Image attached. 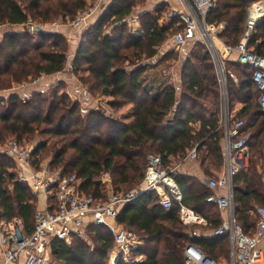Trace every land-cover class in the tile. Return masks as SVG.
<instances>
[{"label":"trees","instance_id":"1","mask_svg":"<svg viewBox=\"0 0 264 264\" xmlns=\"http://www.w3.org/2000/svg\"><path fill=\"white\" fill-rule=\"evenodd\" d=\"M90 1L0 0V25L6 27L0 34V146L10 139L21 144V140L33 142L30 156L35 165H41V157L51 156L50 169L74 174L84 194L104 199L103 174L110 176L114 193L138 191L147 155L159 156L162 166L170 167L174 159L181 160L195 144L220 131L221 88L208 48L195 41L181 66L177 92L171 74L166 73L168 67L161 65L178 59L182 50L172 45L160 57L158 53L181 29L179 21H165L158 11L144 12L137 17L138 32L132 34L126 18L136 0H113L80 35L71 63L72 72L81 76L88 94L103 97L106 108L84 110L67 94L61 80L44 93L21 97L11 92L43 76L62 73L67 66L68 46L62 35L45 29L36 32L31 26L72 18ZM255 3L264 4V0H213L205 21L218 25L216 36L234 47L247 31ZM247 49L264 55V15L254 22ZM226 64L222 72L227 106L244 104L237 118L244 121L243 130L249 133L248 167L232 181L234 219L246 232L257 222L250 212L264 201L260 192L250 188L256 177L253 153L259 156L264 147V113L258 106L252 69L237 62ZM9 91L8 96H1ZM14 162L0 154V206L7 220H19L28 233L34 226L36 197L17 181ZM173 178L180 199L171 197L169 208L161 205L154 192H145L119 209L116 223L135 233L141 242L131 256L144 259L126 263L120 257L115 264H187L184 249L189 244L213 259L227 252L226 237L194 233L197 228L214 231L221 223L218 207L205 200L211 191L191 177L175 174ZM122 186L128 190H120ZM180 205L199 213L207 225H183L178 217ZM86 234V238L73 237L69 244L55 241L51 245L54 261L107 264L113 244L109 231L102 225L88 224Z\"/></svg>","mask_w":264,"mask_h":264},{"label":"built area","instance_id":"2","mask_svg":"<svg viewBox=\"0 0 264 264\" xmlns=\"http://www.w3.org/2000/svg\"><path fill=\"white\" fill-rule=\"evenodd\" d=\"M105 1V0H99ZM149 1V0H147ZM185 6V11L169 9L163 19H177L181 29L172 36L178 48L188 42L199 40L208 48L217 67L219 81L224 82L220 60L216 54L213 39L218 25L205 21L207 10L213 0H177ZM93 8L83 11L75 18L72 25L78 26L91 15ZM264 15V7L256 6L250 10L247 31L236 46H225L226 51L238 53L241 63L252 69V81L258 90V106L264 113V55L247 49V39L254 22ZM34 26H31L33 28ZM43 29V25H38ZM242 119L229 120L227 116L220 119L218 128L225 140L224 162L225 173L220 177L208 180L211 191L206 202L216 205L225 211L220 225L213 235L225 236L229 242V260L220 262L207 256L195 244L184 249L187 264H264V250L258 247L264 239V204L254 208L257 222L254 232L247 234L234 219L232 181L249 164L248 134L243 131ZM199 144H195L179 163L163 167L157 155L149 154L145 161V172L142 186L138 191L111 193L104 199H94L84 194L78 187L74 174H61L47 166L35 165L30 156L31 146H25L14 139L0 146V154L12 157L16 162L17 181L34 196H42L45 208L37 209L34 214V226L26 232L19 220H7L0 206V264H57L51 254V245L55 241L69 243L73 237H85L88 224L102 225L111 234L113 249L109 253L107 264H115L120 257L126 263L142 262L143 256L132 257L131 253L141 244L139 237L116 223L119 209L133 200L138 194L154 192L164 208L171 206V197L180 199L174 183V175L179 164L186 158H196ZM10 190L11 186H7ZM224 189V193H220ZM179 221L185 226L207 225V220L193 209L179 206ZM58 264H68L60 261Z\"/></svg>","mask_w":264,"mask_h":264},{"label":"crops","instance_id":"3","mask_svg":"<svg viewBox=\"0 0 264 264\" xmlns=\"http://www.w3.org/2000/svg\"><path fill=\"white\" fill-rule=\"evenodd\" d=\"M91 2H92V0L90 1V5L88 7L93 8V10L95 11V14H96L97 11H99V10L102 11V8L105 9L106 7H108L111 4V2H113V0H105V1L94 0L93 4H91ZM149 2L152 3V6L165 4L168 10L169 9H175V10L185 11V9H186L184 4L182 2L177 1V0H149ZM256 6L264 7V4L255 3L251 7V9L253 7H256ZM95 14H92V15H95ZM88 18H90V15L88 16ZM86 20L88 21L89 19L86 18ZM130 20H131V22H134V18H131ZM128 23H129V21H128ZM20 27L21 26L15 27L14 29H20ZM5 28L6 27L4 25H0V34H2V32ZM138 30H139V26H137L135 33H137ZM80 35L81 34H79V37H80ZM0 37H1V35H0ZM70 40H71V38L69 37L68 41H70ZM195 41H199V40L190 41L185 46L180 48L182 50V52L180 54L181 59H184V56L188 53L190 46ZM78 43L79 42L77 41V45H76L75 50L74 51L71 50L72 51L71 56L67 62V66H66L67 69H65L62 73H58V74L50 75V76H44L37 83L36 86H27L25 88L17 89L18 91H16V94L23 97V96H27L30 93L35 92V91L40 92V93H44V92H46V89L49 88V85L51 83L61 80V81L65 82L67 85V87H66L67 94L73 100L78 101L84 110L95 109L99 106L102 108H106L104 98L103 97L92 98L88 94L86 87L81 83V79H80L81 76L73 73L71 70L72 58L75 55V51L77 49ZM170 44L173 45L174 47H176L172 41V38L170 40ZM213 44H214V47L216 50V54L220 60L221 67H223V63L224 64H226V63L230 64V62H237V63L243 64L238 59V53H236L235 51H230V52L226 51L225 50L226 45L217 36L213 39ZM185 47L187 49L183 50L182 48H185ZM183 62H182V64H183ZM182 64H181V66H182ZM229 64H226V65H229ZM181 66H180V68H178V70L173 71L171 69L170 73H169V74H171L172 84L175 87L177 92L180 91ZM228 72H229V76L231 78H233L235 81L236 78H235L233 72H231L230 70ZM223 78H224L223 84H221L219 81L220 88H221V109H220V113H219V122H220V119H222L224 116H227L229 118V120L239 119L237 117L242 114L243 107H244V104L239 103V102L234 104L230 108L227 106V104L224 105L222 103L223 97L225 98V96H226V93H225V77L223 76ZM218 80H219V76H218ZM12 91L14 92V90H11V92ZM11 92L9 91V92L3 93V94H1V96L6 97ZM218 125H219V123H218ZM196 126H197V124H196ZM244 133L248 134V136H249L248 132L244 131ZM224 149H225V140L223 137V133L221 130L220 131L215 130L207 138H205V140L202 143L199 144L196 158H186L183 162H181V164H179V167L176 171V175L182 174V175H185L187 177H191L192 179L198 181L199 183H202L205 187H207L209 179L214 178V177H220L221 175H223L225 173ZM254 154L255 153H253L252 157L254 159V165H253L254 167L253 168H254V171L256 172V177H255L254 186H250V188L257 191V192H260L264 198V147H263L262 153L259 156L257 154L254 156ZM179 161H180L179 159L178 160L174 159L171 166L179 163ZM207 189H208V187H207ZM220 193L223 194L224 189H220ZM179 196H180V193H179ZM35 197H36V210L37 209L42 210L43 208H45L44 198L42 196H35ZM263 204H264V201H263ZM257 205H260V204H256L255 207ZM219 212H220L221 220H222V218L226 216V212L222 211V210H220ZM250 214L255 217L254 211L250 212ZM253 232H254V227L251 229H248L245 233L251 234ZM194 233H195V235H198L201 237H213V236L215 237V235H213V231H209V230L202 231L201 228H199V229L197 228L194 231ZM86 237H87V234L85 233V238ZM217 237H223V236H217ZM227 243H228L227 244L228 257H226L225 253H227V252H225V253L216 255L217 257L215 260H218V261L223 262V263L228 262V260H229V242H228V239H227ZM258 247L264 250V239L259 242ZM112 249H113V244L110 247L108 254L110 253V251Z\"/></svg>","mask_w":264,"mask_h":264},{"label":"rangeland","instance_id":"4","mask_svg":"<svg viewBox=\"0 0 264 264\" xmlns=\"http://www.w3.org/2000/svg\"><path fill=\"white\" fill-rule=\"evenodd\" d=\"M94 0H92L91 4H93ZM142 1V2H141ZM89 3V2H88ZM156 6H152V3L147 1V0H136V3L134 4L133 6V11L129 14V16L126 18V20L129 21L128 23V28L127 30L130 32V33H135L136 31V28L137 26L140 25L137 17L139 14H143L144 12H149V11H158V14L160 17H164V14L168 12V9L167 7H163V8H160V9H157L155 8ZM89 8V7H86V9ZM84 9V10H86ZM83 10V11H84ZM103 10H105L104 8H102V11L99 10L96 12L95 14V11L92 12V14H95V15H90V18L87 17V19H89L88 21L85 20L83 23H81V25H78V26H73L72 23L73 21L75 20V18L77 17H80L81 14L83 13L80 12L79 14H76L74 17L72 18H66L64 21L60 20L61 18H57L56 20H54L53 22H45L44 23V28L45 30H50V31H55L57 33H60V35H62V37L65 39L66 43H67V46H68V50H67V59L69 60L70 56H71V52L75 50L76 48V45H77V41L79 42L80 40V37H79V34H83L85 33L86 29L93 23L96 22V20L98 19V17L102 14ZM155 14V13H154ZM133 16V17H132ZM92 17V18H91ZM131 18H134V22H131ZM160 21L161 18H159ZM93 22V23H92ZM110 29V28H109ZM107 30H108V27H107ZM69 37L71 38L70 41H68ZM172 45L170 44V42L166 45H164L163 47H161L159 49V53H158V57H160V55L162 53H164L168 48H170ZM180 49V48H179ZM183 50L184 49H187L186 47L185 48H182ZM72 50V51H71ZM185 58V56H184ZM184 61V59H181V56L178 57V59H169L167 63H164L161 65V67H163L165 69V67H168L166 70H167V74L170 73V70L172 69L173 71L174 70H178V68H180L182 62ZM162 68V69H163ZM65 69H67L65 67ZM44 77V76H43ZM39 78V79H36L35 81H33L30 85H24V86H20V87H17L15 88L16 90H14V92L18 91L17 89H21V88H25L27 86H36L37 83L43 78ZM236 78V77H235ZM57 82V81H56ZM55 83V82H53ZM51 83L49 85V87L53 84ZM65 83V82H64ZM171 83H172V80H171ZM66 84V83H65ZM173 85V84H172ZM67 87V85H66ZM49 89V88H48ZM47 90V89H46ZM65 91H66V88H65ZM36 92V91H35ZM62 90L59 89L58 93H61ZM222 103L224 105L227 104V100H226V96L225 98L223 97V101ZM10 139V138H9ZM22 141V145H25V146H31L33 147L34 146V143L33 142H26L24 140H21ZM41 165L43 166H47L49 160L51 159V156H44V157H41ZM16 164V162H14ZM48 167V166H47ZM101 184H102V188L104 190V195L105 197H107L108 195H110L111 193H113L115 190H114V187L112 186L111 184V178L108 174H103V176L101 177ZM120 190H128L127 188H125V186H122V188ZM71 242V241H70ZM69 242V243H70ZM68 243V244H69ZM226 257H228V251L227 253H225Z\"/></svg>","mask_w":264,"mask_h":264},{"label":"water","instance_id":"5","mask_svg":"<svg viewBox=\"0 0 264 264\" xmlns=\"http://www.w3.org/2000/svg\"><path fill=\"white\" fill-rule=\"evenodd\" d=\"M33 30L36 31V32H39V31H41L42 29H40L38 26H34V27H33Z\"/></svg>","mask_w":264,"mask_h":264}]
</instances>
